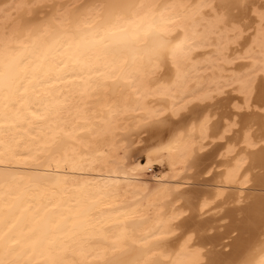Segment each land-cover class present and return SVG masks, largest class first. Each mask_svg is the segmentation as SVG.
<instances>
[{"label": "bare ground", "instance_id": "bare-ground-1", "mask_svg": "<svg viewBox=\"0 0 264 264\" xmlns=\"http://www.w3.org/2000/svg\"><path fill=\"white\" fill-rule=\"evenodd\" d=\"M214 2L0 0V264H264V0Z\"/></svg>", "mask_w": 264, "mask_h": 264}, {"label": "snow or ice", "instance_id": "snow-or-ice-1", "mask_svg": "<svg viewBox=\"0 0 264 264\" xmlns=\"http://www.w3.org/2000/svg\"><path fill=\"white\" fill-rule=\"evenodd\" d=\"M253 3L254 0H215L211 7L220 18L227 20L229 16L237 15L245 10L251 11ZM257 16L261 27L264 28V3L260 4Z\"/></svg>", "mask_w": 264, "mask_h": 264}]
</instances>
